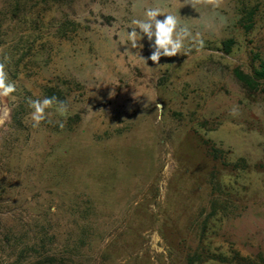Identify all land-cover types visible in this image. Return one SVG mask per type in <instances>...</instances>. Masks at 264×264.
<instances>
[{
    "label": "rangeland",
    "instance_id": "1",
    "mask_svg": "<svg viewBox=\"0 0 264 264\" xmlns=\"http://www.w3.org/2000/svg\"><path fill=\"white\" fill-rule=\"evenodd\" d=\"M157 4L203 48H131ZM5 56L0 264H264V0H0ZM52 96L65 126L33 128L28 99Z\"/></svg>",
    "mask_w": 264,
    "mask_h": 264
},
{
    "label": "clouds",
    "instance_id": "2",
    "mask_svg": "<svg viewBox=\"0 0 264 264\" xmlns=\"http://www.w3.org/2000/svg\"><path fill=\"white\" fill-rule=\"evenodd\" d=\"M190 5L198 11L200 7H211L213 10L219 9L222 6V0H183V6ZM218 15V14H217ZM158 17H164L158 19ZM222 19V18H221ZM214 23L205 24L206 29H213ZM130 31H127L126 37L131 44V48H142L143 45L139 42L147 37L151 42L152 54L148 57L154 64H159L161 57H176L178 55L187 56L191 51L188 44L198 45L203 48L204 40L201 33L192 31V26L181 21V19L170 11H166L164 7L157 4L156 6H147L143 11V18H133L129 25ZM145 63L146 60L140 56ZM9 57L5 56L3 61H0V98L12 97L16 92V85L11 82L6 72V63ZM157 99L152 101L155 104V109L162 113L163 105L156 103ZM31 111L28 117L32 122L33 128H38L42 123H55L61 129L65 126L60 120L53 121V113L47 111L55 104L56 113L63 116L67 113L68 108L65 102L59 101L55 96L44 97L43 99H31L27 101ZM9 109L5 106L4 115H8ZM236 110L233 109V114ZM4 123L0 119V125Z\"/></svg>",
    "mask_w": 264,
    "mask_h": 264
},
{
    "label": "trees",
    "instance_id": "3",
    "mask_svg": "<svg viewBox=\"0 0 264 264\" xmlns=\"http://www.w3.org/2000/svg\"><path fill=\"white\" fill-rule=\"evenodd\" d=\"M52 1L54 3H60V2H64L66 0H49ZM255 77H257L258 79L264 80V61L261 63V70L256 71L254 73ZM237 76L239 77V79L247 86L251 87V88H256V86H259V83L256 82V79L253 78V75H246L244 73H238ZM260 77V78H259ZM264 85V84H263Z\"/></svg>",
    "mask_w": 264,
    "mask_h": 264
},
{
    "label": "water",
    "instance_id": "4",
    "mask_svg": "<svg viewBox=\"0 0 264 264\" xmlns=\"http://www.w3.org/2000/svg\"><path fill=\"white\" fill-rule=\"evenodd\" d=\"M0 110H1V103H0Z\"/></svg>",
    "mask_w": 264,
    "mask_h": 264
}]
</instances>
